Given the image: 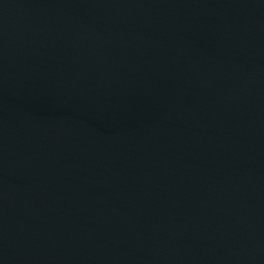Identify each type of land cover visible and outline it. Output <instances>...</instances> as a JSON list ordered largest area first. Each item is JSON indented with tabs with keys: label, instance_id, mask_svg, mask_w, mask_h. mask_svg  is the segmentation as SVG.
I'll return each instance as SVG.
<instances>
[{
	"label": "water",
	"instance_id": "95a60500",
	"mask_svg": "<svg viewBox=\"0 0 264 264\" xmlns=\"http://www.w3.org/2000/svg\"><path fill=\"white\" fill-rule=\"evenodd\" d=\"M0 264H264V0H0Z\"/></svg>",
	"mask_w": 264,
	"mask_h": 264
}]
</instances>
